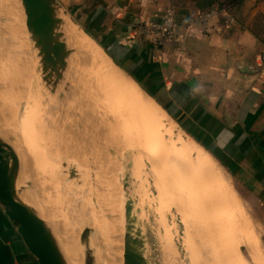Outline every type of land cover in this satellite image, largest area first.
<instances>
[{
    "label": "rangeland",
    "instance_id": "obj_1",
    "mask_svg": "<svg viewBox=\"0 0 264 264\" xmlns=\"http://www.w3.org/2000/svg\"><path fill=\"white\" fill-rule=\"evenodd\" d=\"M56 1L58 12L85 32L73 4ZM247 1L250 11L258 9L254 19H264V0ZM213 8L235 18L242 7ZM25 19L20 0H0V134L20 157L19 191L43 218L57 223L60 244L63 237L69 240L67 252L89 228L90 251L92 244L97 257L101 248L100 264H111L96 236V218L103 216L105 225L108 217L113 239L118 219L124 247L131 205L132 235L140 234L148 264H264L263 185L231 176L166 113L160 126L122 102L95 64L75 55L68 37L72 53L60 76L30 39ZM181 141L207 152L219 173ZM224 176L229 184L219 185ZM87 220L91 225L84 227Z\"/></svg>",
    "mask_w": 264,
    "mask_h": 264
},
{
    "label": "crops",
    "instance_id": "obj_2",
    "mask_svg": "<svg viewBox=\"0 0 264 264\" xmlns=\"http://www.w3.org/2000/svg\"><path fill=\"white\" fill-rule=\"evenodd\" d=\"M63 1L186 136L231 176L264 187V19H254L258 9L250 11L246 0L231 24L220 16L192 23L200 9L175 0ZM168 6L183 24L175 39L155 47L134 34L135 24ZM16 263L38 264L0 204V264Z\"/></svg>",
    "mask_w": 264,
    "mask_h": 264
},
{
    "label": "water",
    "instance_id": "obj_3",
    "mask_svg": "<svg viewBox=\"0 0 264 264\" xmlns=\"http://www.w3.org/2000/svg\"><path fill=\"white\" fill-rule=\"evenodd\" d=\"M20 1L30 37L35 41L36 47L40 48V55L44 56L47 65L57 72L59 70L61 76V70L68 65L72 48L69 47L64 33L60 31L61 19L57 14V1ZM85 32L98 43L89 31ZM104 51L112 59L105 49ZM112 61L121 68L113 59ZM20 174V157L14 146L0 134V204L4 212L15 222L19 234L38 264H69L50 222L43 218L36 207L28 203L19 191ZM131 209V205H127L124 264H148L140 234L132 235L134 218L131 216ZM85 264H98L94 252L89 251Z\"/></svg>",
    "mask_w": 264,
    "mask_h": 264
},
{
    "label": "bare ground",
    "instance_id": "obj_4",
    "mask_svg": "<svg viewBox=\"0 0 264 264\" xmlns=\"http://www.w3.org/2000/svg\"><path fill=\"white\" fill-rule=\"evenodd\" d=\"M57 14L61 19L60 31H62L64 33V37H68L70 44L77 49V53L75 55H79V57H82V58H83V56H85L86 60L87 59L91 60L95 64V66L97 67V72L99 74L98 76L102 77L103 80L107 81V83L110 84V87L112 86L115 89L116 93L121 95V100H123L122 102L125 101L128 104H131V106L136 107L141 112L143 111L144 113H146L148 115L147 117L154 119L156 124L158 123V124H160V126L161 125L164 126L165 125L164 116H166V115H165V112L163 110L161 111V108L159 107V105H157V103L152 98H150L143 91V89L134 80H132L130 78V76L128 77L125 72L121 71V68H119L112 61V59L104 53L103 49L99 45H95L92 42L91 37L87 33H85L82 29H80L79 26L76 25L70 18H68L66 16L67 14L65 15L61 12H58ZM25 21H26V19H25ZM29 37H30V33H29ZM30 39H32V38L30 37ZM38 49H40V48H38ZM74 58H75V56H74ZM79 60H81V59H79ZM75 62H77V61L75 60ZM71 64H73V63H71ZM80 64H81V62H80ZM75 65H77V64H75ZM75 71H77V70H75ZM71 73H73V71ZM99 77H96V79L100 80ZM180 143L189 152V154L196 155L197 159L200 162H202L206 168H208V169L212 168L216 173H219V171L211 165V161L208 158L210 156L207 152H206V154L202 153L200 150H198V148L193 143L186 142V141H181ZM228 181H229V179L227 178V176H224L220 180L219 185H227V184H229ZM87 193H89V192H87ZM95 216H97V215H95ZM99 216H101V215H99ZM107 218L104 220L106 222L105 225H103V216L101 218H98V219L96 218V222L92 219L93 224L95 222L97 227H98V229H96L97 239L101 240V242H102L101 244L104 247L106 254L107 255L109 254L110 259H109V257H107L106 263L108 261H110L111 264H124V257H123L124 247L121 244V242L123 241V233L120 234V230H121L120 223H119L118 219L114 218L113 233L115 235L114 236L115 238L113 239L112 234H109L110 233L109 229H111V227L109 228L110 225L107 226V224H108ZM87 224H90V220H87V222L84 224V227ZM51 225L53 228H55V229L57 228L59 230L57 223H52ZM101 227H102V230H101ZM85 229L81 235V240H80L81 242L72 240V245L69 244L70 242H68V244L70 245L69 248L71 249V252L69 250L70 253L67 252L68 247L66 245L67 244L66 241H69V240L64 239V237L59 234L61 237H63V239H61V244H62V247H63L64 252L66 254V257L68 259L69 264H84L83 253L87 256L89 251H90L89 246H88V240H89L88 238L89 237H87L89 235H86L87 232H90V229L87 228L86 230H88V231H86ZM67 232H66V235L68 234ZM89 234H91V233H89ZM65 238H67V236ZM99 240H98V242H99ZM115 240L118 243L119 247H118L117 243L114 242ZM91 250L93 252L96 251L95 248L92 247V244H91ZM101 255H102V250L100 248V250L98 249V255H97V258H98L97 263L98 264H100V261L102 258Z\"/></svg>",
    "mask_w": 264,
    "mask_h": 264
},
{
    "label": "built area",
    "instance_id": "obj_5",
    "mask_svg": "<svg viewBox=\"0 0 264 264\" xmlns=\"http://www.w3.org/2000/svg\"><path fill=\"white\" fill-rule=\"evenodd\" d=\"M225 16V22L231 24L234 22V16L230 12L217 9L200 10L191 17L192 23H205L210 18L218 14ZM183 24L177 20V12L175 7L168 6L162 9L157 17L150 21H141L134 25L133 32L136 36L148 41L153 46H159L164 40H172L178 36L182 30ZM262 62L264 66V48L262 51ZM21 264V263H16Z\"/></svg>",
    "mask_w": 264,
    "mask_h": 264
},
{
    "label": "trees",
    "instance_id": "obj_6",
    "mask_svg": "<svg viewBox=\"0 0 264 264\" xmlns=\"http://www.w3.org/2000/svg\"><path fill=\"white\" fill-rule=\"evenodd\" d=\"M181 5H186L187 2H193L195 6L200 9H209L215 6L219 8H239L243 5L246 0H180ZM229 8V9H230Z\"/></svg>",
    "mask_w": 264,
    "mask_h": 264
}]
</instances>
